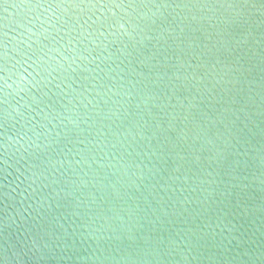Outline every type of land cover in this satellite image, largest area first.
<instances>
[{
  "label": "water",
  "instance_id": "95a60500",
  "mask_svg": "<svg viewBox=\"0 0 264 264\" xmlns=\"http://www.w3.org/2000/svg\"><path fill=\"white\" fill-rule=\"evenodd\" d=\"M0 264H264V0H0Z\"/></svg>",
  "mask_w": 264,
  "mask_h": 264
}]
</instances>
